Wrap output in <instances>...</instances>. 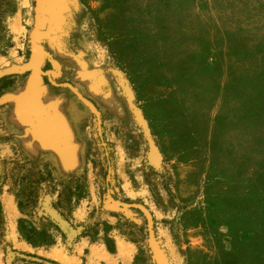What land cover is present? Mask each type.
<instances>
[{
	"label": "rangeland",
	"instance_id": "1",
	"mask_svg": "<svg viewBox=\"0 0 264 264\" xmlns=\"http://www.w3.org/2000/svg\"><path fill=\"white\" fill-rule=\"evenodd\" d=\"M0 264H264V0H0Z\"/></svg>",
	"mask_w": 264,
	"mask_h": 264
},
{
	"label": "bare ground",
	"instance_id": "2",
	"mask_svg": "<svg viewBox=\"0 0 264 264\" xmlns=\"http://www.w3.org/2000/svg\"><path fill=\"white\" fill-rule=\"evenodd\" d=\"M8 206V208H9V204L7 205ZM11 206V205H10ZM11 209V208H10ZM9 209V210H10ZM12 211V210H11ZM10 216V215H9ZM12 217V216H11ZM91 251H92V249H91ZM120 252H121V250H120ZM95 255V254H94ZM119 256H121V254H119Z\"/></svg>",
	"mask_w": 264,
	"mask_h": 264
}]
</instances>
